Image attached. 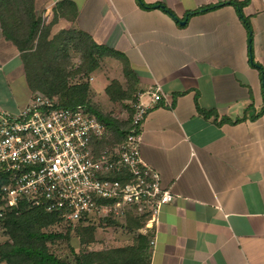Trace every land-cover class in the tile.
I'll return each instance as SVG.
<instances>
[{"label":"crops","instance_id":"0c3cea01","mask_svg":"<svg viewBox=\"0 0 264 264\" xmlns=\"http://www.w3.org/2000/svg\"><path fill=\"white\" fill-rule=\"evenodd\" d=\"M140 1L163 3L178 19ZM225 1L35 0L51 36L82 30L111 53L90 74L92 93L96 72L106 79L104 90L113 79L124 84L123 59L135 72L136 95L151 101L157 84L164 93L140 128L142 157L174 194L160 213L155 243L153 234L148 241L150 264H264V0L244 7L253 61L263 72L252 64L237 8ZM210 5L218 6L200 10ZM2 82L8 89L0 92V108L15 111L33 95L0 21ZM97 229L103 237L96 230L94 241L78 237L74 248L133 245L143 234L115 221Z\"/></svg>","mask_w":264,"mask_h":264},{"label":"built area","instance_id":"2783aa9c","mask_svg":"<svg viewBox=\"0 0 264 264\" xmlns=\"http://www.w3.org/2000/svg\"><path fill=\"white\" fill-rule=\"evenodd\" d=\"M164 93L151 101L135 95L132 129L114 147L100 150L105 125L85 107H63L56 97L33 94L17 110L0 108V217L26 207L57 213L59 222L88 226L101 221H142L151 233L174 199L141 154V125Z\"/></svg>","mask_w":264,"mask_h":264},{"label":"trees","instance_id":"16d2710c","mask_svg":"<svg viewBox=\"0 0 264 264\" xmlns=\"http://www.w3.org/2000/svg\"><path fill=\"white\" fill-rule=\"evenodd\" d=\"M251 0H228L224 4L234 5L250 35V59L252 64L263 69L253 61L251 49L252 26L244 7ZM141 2V1H140ZM159 6L177 18L175 12L163 3L146 5ZM220 5V4H218ZM206 6L201 11L215 8ZM199 10L188 12V16ZM0 21L4 35L11 40L20 52L28 87L33 94L58 96V105L63 107H85L94 113L105 125V136L100 140V150L114 147L121 143L132 129L131 120L122 121L111 113H106L96 104L90 102V81L82 78L70 83V78L78 75L90 77L101 64V58L111 53L86 32L76 29L61 30L50 35V30L42 24L35 13V0H0ZM71 52L79 56L80 63L72 64ZM127 87L113 79L105 88L106 94L113 102L134 100L138 91L135 72L126 59L122 60ZM71 67V69H69ZM262 112V111H261ZM211 114V112H206ZM57 213H50L40 207H26L23 211H10L5 218L0 217L7 239L0 243V262L6 264H150L151 249L148 245L151 233L138 234L133 245L110 249L76 250L70 249L67 256L59 255L52 249L58 239L69 238L49 231L48 228L58 223ZM100 223H104L101 221ZM111 224V220L105 221ZM104 223V224H105ZM99 224V223H98ZM98 224L75 226L81 242L94 241ZM129 229L135 231L142 221L130 220ZM72 229V228H70Z\"/></svg>","mask_w":264,"mask_h":264},{"label":"rangeland","instance_id":"374dc122","mask_svg":"<svg viewBox=\"0 0 264 264\" xmlns=\"http://www.w3.org/2000/svg\"><path fill=\"white\" fill-rule=\"evenodd\" d=\"M249 17L248 14L245 13ZM250 38V37H249ZM72 56V64L74 66H77L80 63V59L78 55H75L73 52H71ZM71 69V67L69 68ZM5 71V68L3 69ZM94 80L91 82L93 89L97 91L95 94L94 92L90 93V102L96 103L103 112L111 113L114 117L122 120L127 121L130 119L132 112H133V99L132 100H126L124 102H113L110 100L109 96L106 94L104 90V83L105 80L104 77L100 75V72H96L93 74ZM82 78L83 81H90V77L84 76V75H78L75 78H70V83H75L78 80ZM0 83V92L4 91L5 85ZM4 85V86H2ZM124 88L127 87V80H124L123 84ZM8 89V88H7ZM94 94V95H93ZM58 99V96H55ZM72 228V229H70ZM75 226H70L66 223H54L51 227L48 228L49 231L57 232V233H63L64 235L70 231L69 238H63L58 239L53 245L51 246L53 250H55L59 255L61 256H67L69 255L70 249L76 247L78 245V236L75 231ZM99 231L100 237L104 236V231L102 229H97ZM7 239V235L5 234L4 228L2 224L0 223V243L5 241ZM80 240V239H79ZM85 249L86 246H83ZM75 249V248H74ZM1 264H6L5 262H0Z\"/></svg>","mask_w":264,"mask_h":264},{"label":"water","instance_id":"95a60500","mask_svg":"<svg viewBox=\"0 0 264 264\" xmlns=\"http://www.w3.org/2000/svg\"><path fill=\"white\" fill-rule=\"evenodd\" d=\"M186 19H187V17L184 20L181 21V24H185L186 23Z\"/></svg>","mask_w":264,"mask_h":264}]
</instances>
